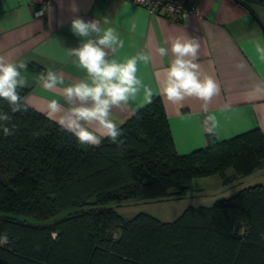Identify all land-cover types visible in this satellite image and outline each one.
<instances>
[{
	"label": "trees",
	"instance_id": "trees-1",
	"mask_svg": "<svg viewBox=\"0 0 264 264\" xmlns=\"http://www.w3.org/2000/svg\"><path fill=\"white\" fill-rule=\"evenodd\" d=\"M0 110L9 111L3 101ZM13 123V136L0 132V236L9 241L0 244V264H264L261 183L189 204L172 220L119 210L182 198L199 177L218 175L224 186L250 178L264 169L259 128L207 136L181 154L159 95L118 125L122 154L108 139L79 144L32 107Z\"/></svg>",
	"mask_w": 264,
	"mask_h": 264
},
{
	"label": "crops",
	"instance_id": "crops-1",
	"mask_svg": "<svg viewBox=\"0 0 264 264\" xmlns=\"http://www.w3.org/2000/svg\"><path fill=\"white\" fill-rule=\"evenodd\" d=\"M192 1L197 4V12L179 21L162 12L151 13L130 0H0V56L27 64L22 72L28 80L25 98L32 108L44 113L51 99L65 103L63 87L86 78L84 70L67 55V49L80 43L70 30L73 16L101 22L109 17L110 26L116 28L124 44L116 59L123 61L141 54L151 57L148 63H138L137 75L152 88L153 96L161 97L175 149L183 154L207 142L202 131L201 101H167L161 93L162 70L173 58L169 38L195 37L201 44L198 62L202 71L221 85L220 94L209 104L210 112L219 121L216 137L225 139L252 128L264 131V92L254 90L264 79V62L257 58L251 43L264 34V0H247V5L238 0ZM73 3L78 13L71 11ZM39 9H43L42 15H36ZM161 46L169 49L167 57L157 53ZM240 62L243 68H237ZM30 65L63 75L64 84L45 90L35 83L41 71ZM145 104L141 92L130 102L129 111L114 109L112 119L120 125ZM256 176H251L250 182Z\"/></svg>",
	"mask_w": 264,
	"mask_h": 264
},
{
	"label": "clouds",
	"instance_id": "clouds-1",
	"mask_svg": "<svg viewBox=\"0 0 264 264\" xmlns=\"http://www.w3.org/2000/svg\"><path fill=\"white\" fill-rule=\"evenodd\" d=\"M71 11H79L75 3ZM110 25L109 17H104L101 22L73 16L70 30L80 43L78 47L67 49V55L84 70L86 78L63 87L65 103L57 99L49 100L44 115L62 131L73 135L79 144L99 147L104 139H108L122 154L124 134L112 119V113L114 109L129 111L130 102L141 92L146 103L152 102V88L137 75L138 63H148L151 57L141 54L123 61L116 59L124 44L116 28ZM169 43L173 58L162 70L161 93L173 104L188 98L201 101L200 110L204 114L202 131L211 139L217 134L219 121L210 112L209 104L214 96L220 94L221 85L202 71L198 62L201 44L197 38L173 36L169 38ZM251 43L257 58L264 62V34ZM156 51L164 58L168 56L169 49L161 46ZM236 66L243 68L244 64L240 62ZM26 69V63L0 56V101L5 102L9 109L8 112L0 110V132L5 138L17 131V125L13 123L14 114L27 113L31 107L21 95V91L28 87V80L22 74ZM35 83L50 91L63 85L64 77L49 69L37 74ZM254 90L264 92V79ZM8 242L7 236H0V244Z\"/></svg>",
	"mask_w": 264,
	"mask_h": 264
},
{
	"label": "rangeland",
	"instance_id": "rangeland-1",
	"mask_svg": "<svg viewBox=\"0 0 264 264\" xmlns=\"http://www.w3.org/2000/svg\"><path fill=\"white\" fill-rule=\"evenodd\" d=\"M258 172L256 173L257 176L254 177V180L251 182L249 178H247L234 182L228 186H224L218 175L195 178L193 180L194 191L182 198L163 202H141L136 205H132L129 208L122 207L119 210L126 216H132L136 212L144 210L162 220H172L184 209V207L189 204L210 205L217 198L229 196L235 193L240 186L242 187L250 183H261L264 185V171H262V173Z\"/></svg>",
	"mask_w": 264,
	"mask_h": 264
},
{
	"label": "built area",
	"instance_id": "built-area-1",
	"mask_svg": "<svg viewBox=\"0 0 264 264\" xmlns=\"http://www.w3.org/2000/svg\"><path fill=\"white\" fill-rule=\"evenodd\" d=\"M132 3L146 8L151 13L162 12L172 20H184L192 13L197 12V4L192 0H130ZM36 15H42L43 9H39Z\"/></svg>",
	"mask_w": 264,
	"mask_h": 264
}]
</instances>
